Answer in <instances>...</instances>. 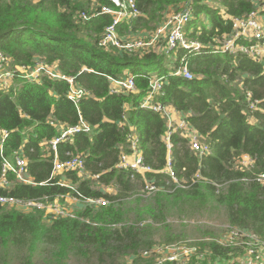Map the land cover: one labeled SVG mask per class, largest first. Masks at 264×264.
Wrapping results in <instances>:
<instances>
[{"label": "trees", "instance_id": "obj_1", "mask_svg": "<svg viewBox=\"0 0 264 264\" xmlns=\"http://www.w3.org/2000/svg\"><path fill=\"white\" fill-rule=\"evenodd\" d=\"M136 1L141 15L118 25L120 37L155 32L171 7H177L174 12L189 7L192 17L186 37L203 49L179 50L167 62V54L159 48L130 53L100 47V38L113 21L111 15L101 13L102 6L111 5L109 0H96L93 7L87 0H0V52L12 70L45 61L74 78L76 89L86 91L76 105L69 98L67 81L46 75L31 81L20 73L6 88L0 87V177L4 159L21 156L27 160L33 181L31 185L19 183L10 175L11 185L0 187V196L38 200L79 192L111 202L98 208L83 207L76 219H53L39 210L24 212L0 204V246L26 248L30 253L26 264L44 243L54 247L56 264H67L72 253L88 256L91 251L117 256L121 264H139L140 252L156 244L148 220L165 221L174 209L185 214L224 207L229 225L264 239V184L244 181L264 172V63L240 54L212 53L216 40L230 32L232 18L248 15L264 6V0ZM82 13L91 19L85 21ZM183 58L194 79L174 75ZM129 75L135 78L136 90L112 94L109 78ZM154 76L163 85L157 99L181 114L211 151L200 155L190 149L185 137L173 135L172 157L179 178L191 181L199 172L202 179L171 193L166 190L169 179L162 173L168 155L163 142L167 121L163 115L141 108ZM247 92L259 101L254 110L247 105ZM81 122L91 132L75 134L61 143L58 156L60 160L82 157L84 176L69 172L51 179L54 153L49 150L50 142L62 128ZM131 131L139 138L146 165L154 170L137 179L141 188L148 179L165 187L148 204L141 195L128 202L136 181L129 172L116 168L121 152H130L127 136ZM4 132L9 134L6 139ZM243 155L255 159L252 169L238 163ZM63 181L76 189L59 185ZM99 186H113L116 192L104 193ZM130 214L136 215L135 221L143 228L129 223ZM202 246L209 257L191 264L232 261L243 253L214 241Z\"/></svg>", "mask_w": 264, "mask_h": 264}, {"label": "built area", "instance_id": "obj_2", "mask_svg": "<svg viewBox=\"0 0 264 264\" xmlns=\"http://www.w3.org/2000/svg\"><path fill=\"white\" fill-rule=\"evenodd\" d=\"M110 6H102L101 13L112 16V24L109 25L103 32L99 46L102 48L115 47L119 50L128 51L130 53L138 52L139 50L150 51V48L160 50V53L176 54L179 50H187L189 52H200L203 45L199 42L191 41L186 37L185 29L187 23L191 20V9L188 7L181 12H173L167 16L165 22L153 33L150 41L142 39H125L120 37L118 33V25L125 20H134L141 15V10L138 8L136 0H109ZM82 18L89 21L91 18L82 13ZM163 42L161 46H158ZM212 53H226L230 55H243L253 60L264 63V6H261L248 15L233 17L231 20V30L228 34L223 35L216 40V45ZM186 58L181 60V65L174 75L185 79H194L193 72L189 69ZM9 61L2 52H0V87L6 88L15 78L17 74H22L26 79L31 81L39 80L41 76H48L55 80H65L70 85L71 94L70 100L74 104H78L86 92L82 88L76 89L75 79L63 75L56 65H49L45 61H38L33 67H22L18 70L8 68L4 70V66L8 65ZM111 82V93L120 94L122 92H134L136 90L135 78L131 75L114 79L109 78ZM162 79L156 76L151 78L149 94L141 103L142 109L151 110L164 116L167 121V130L163 137L168 155L167 163L162 171L167 176L168 182L166 190L173 192L176 189H187L190 183H196L202 179L200 173H196L191 181L180 179L173 161L174 144L172 137L178 133L185 137L188 141L190 149L200 155H208L211 153L207 144L202 142L201 136L196 133L188 124L181 114L176 112L172 107L162 104L157 99V94L162 89ZM246 102L250 110L258 107L259 101L252 99V94L246 93ZM124 123L127 122V115L123 116ZM124 123L122 125H124ZM91 127L81 122V124L62 128L58 137L50 142L49 150L54 153L53 169L51 179L58 175H65L69 172H79L80 176H84L85 163L80 156H69L67 160H60L58 156V147L61 143L68 142L75 134L91 132ZM5 138L9 134L4 132ZM128 147L130 152L122 151L116 168L130 173L132 181H137L138 178H144L146 174L154 172V170L146 165L144 156L139 148V138L136 133L131 131L128 136ZM238 163L247 169H252L255 165V159L249 155H243L238 160ZM13 175L19 183L27 185L33 184L32 179L28 175V163L24 157L16 156L13 160L4 159L2 165V174L0 177V187L6 188L11 185L8 176ZM98 178V176L94 177ZM245 182H257L264 184V172L254 175L251 178L244 179ZM59 185L72 190L76 188L68 182H61ZM173 186V188L170 187ZM104 193L114 195L116 190L113 186H103ZM165 190V187L156 185L153 180H145L144 186L139 191V195L150 197L156 193ZM67 201L74 205L83 207H101L108 206L111 202L106 198H88L76 192L75 194H67L55 197L54 199L44 198L38 200H25L14 197L0 196V204L3 206L14 207L24 212L39 210L45 213V216L53 219H76L77 211L62 205ZM192 222V221H191ZM221 246L229 248H240L243 253L236 256L232 261L223 262L217 259L213 264H264V239L257 236L255 233L241 229L239 227L227 226L223 230L222 236L218 239H212ZM170 246L161 248H152L151 250H143L139 257L144 260H154L153 264H191L194 260L201 262L207 260L209 251L204 250L195 242L180 241Z\"/></svg>", "mask_w": 264, "mask_h": 264}, {"label": "rangeland", "instance_id": "obj_3", "mask_svg": "<svg viewBox=\"0 0 264 264\" xmlns=\"http://www.w3.org/2000/svg\"><path fill=\"white\" fill-rule=\"evenodd\" d=\"M95 4L96 0H87ZM154 33V32H153ZM152 34V31H151ZM136 39V38H135ZM144 41H150L151 36L142 38ZM160 43L158 46H161ZM154 50L158 51L156 48ZM150 48V51H154ZM173 54H167V62L173 60ZM171 60V61H170ZM4 70L11 68V64L3 67ZM101 189L102 187L99 186ZM134 191L128 198V202H132L139 191L141 190V182L136 181L133 184ZM153 196L145 197L144 204L153 201ZM75 211L79 210L80 206L74 205L64 200L61 203ZM129 223H133L143 228L142 223H139L135 214H130ZM192 221V222H191ZM152 229V239L156 242L154 249L170 246L180 241L195 242L198 246L203 247L202 244L208 243L212 239H218L223 234V230L229 226L224 207L206 208L205 210L193 212L187 211L185 214H180L178 210H172L166 217V220L150 219ZM146 226V225H144ZM54 247L47 243L39 244L37 251L31 256L30 264H56L53 258ZM29 251L20 246L11 245L8 249L0 246V264L3 260H7L9 264H26L28 263ZM154 260H142L139 264H153ZM67 264H121L117 256H101L95 251H91L88 256L83 253L71 254Z\"/></svg>", "mask_w": 264, "mask_h": 264}, {"label": "crops", "instance_id": "obj_4", "mask_svg": "<svg viewBox=\"0 0 264 264\" xmlns=\"http://www.w3.org/2000/svg\"><path fill=\"white\" fill-rule=\"evenodd\" d=\"M92 7L93 6H95V4H92L91 5ZM177 10V7H171V9H169V11H168V14L166 15V16H169L171 13H173L174 11H176ZM152 35H153V32H152V34H151V32H141V33H139V34H137V35H127L126 37H124L125 39H138V38H148L149 36H151L152 37Z\"/></svg>", "mask_w": 264, "mask_h": 264}]
</instances>
